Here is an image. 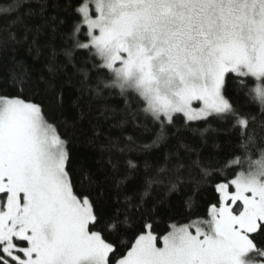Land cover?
<instances>
[{"label":"snow or ice","instance_id":"snow-or-ice-1","mask_svg":"<svg viewBox=\"0 0 264 264\" xmlns=\"http://www.w3.org/2000/svg\"><path fill=\"white\" fill-rule=\"evenodd\" d=\"M19 5L0 4L2 60L33 31L20 16L6 18ZM47 7L72 21L63 51L82 74V95L99 102L104 89H118L123 99V108L105 103L95 119L119 115L121 130L130 122L147 131L151 122L158 131L150 145L126 136L121 147L79 102L75 118L54 122L37 82L13 59L0 82V264H264V0H40L42 18ZM13 24L23 28L19 40ZM45 91L64 108L62 89L49 83ZM209 119L239 130L242 154L219 168L182 140L188 130L203 136L208 129L190 123ZM84 120L93 133L84 143L107 153L108 173L74 155L60 130ZM172 137L185 155L165 153L143 171L117 158ZM186 184L189 215L171 214L153 195ZM208 187L206 211L191 214Z\"/></svg>","mask_w":264,"mask_h":264},{"label":"trees","instance_id":"trees-1","mask_svg":"<svg viewBox=\"0 0 264 264\" xmlns=\"http://www.w3.org/2000/svg\"><path fill=\"white\" fill-rule=\"evenodd\" d=\"M15 0H0V4L5 6L13 4ZM40 0H20V5L13 12L5 14L9 21L20 16L25 22L33 28V31L29 35L27 42H21L19 44H13L7 50V60L0 58V82L5 78V70L11 66V61H21L26 67L27 72L31 76L33 81L38 84V92L45 100V108L54 122H60L64 119L65 114L71 115L75 118L76 112L72 108L74 102H79L85 112H90L95 119L99 115V111L103 108V105H108L115 108H123V99L118 95V89H104V99L99 102H92L88 98V93H81L80 80L82 74H78L72 65L68 62V57L65 56L63 49L71 47V41L67 38V33L70 30L71 19L65 16L62 12L57 13L53 8L47 7L41 17L39 10ZM34 14L29 15V11ZM53 15H58L59 19L65 21L64 24L58 22L49 21L45 23V18H49ZM36 25H43L40 31H35ZM53 28L56 30L53 31ZM11 32L15 33L17 39H21L24 35L23 28L17 24L11 26ZM55 53V55H54ZM76 60L79 61L82 53L77 51L74 53ZM42 77L43 79H40ZM54 86L56 90H63L64 93V108H59L52 96L53 92H46L45 89L48 84ZM78 98H80L78 100ZM239 104H248L242 96L234 97ZM90 105V107H89ZM248 110L252 112L259 111L258 104H248ZM121 119L119 115L116 119L105 120L103 118L95 119V123L100 126V129L105 135L111 134L113 137L120 138V145L123 147L127 141L124 139L126 136L134 137L136 144L138 145H150L155 137L158 128L153 126L151 122H147V131L143 128H136L132 123L125 124L123 130L118 127H114L115 124ZM143 123L144 121L141 120ZM71 123V121H69ZM177 127L181 126V121H177ZM208 131L203 136L199 131H185L182 137L184 143L190 147L197 149L201 159L211 164L213 167H222L226 158H229L231 153L233 156H240L243 150L239 147L241 141L239 137V130L229 132V124L220 122L215 119H209L207 123L203 121H196L190 123V129H204ZM61 132L66 134V138L70 139L71 148L74 155L86 158L88 163L93 168H100L103 172L108 173V168L104 164L107 158V153L101 152L98 147H89L84 143L87 137H90L92 129L87 120L81 122L77 128L61 126ZM170 132L173 129L169 130ZM103 140L98 143H102ZM183 156L185 150L180 146L177 138L172 137L165 144L160 146H153L143 151H133L130 154L124 156H118L121 164L125 159L134 160L143 171L144 163L147 161L150 164H162L163 156L168 152H177ZM195 158V157H193ZM123 170V169H122ZM193 175H196L194 170ZM231 175V171L228 172ZM215 180V177H213ZM133 183H135L133 181ZM153 195L162 197L166 201L167 207L170 208L171 214L180 216L189 215V208L186 206V201L193 195V189L191 185H184L178 191L166 194V190L157 189ZM213 195L210 187L202 189L200 194L196 197V202L191 208V214H204L206 211V204L210 197ZM164 225H161L163 228Z\"/></svg>","mask_w":264,"mask_h":264}]
</instances>
